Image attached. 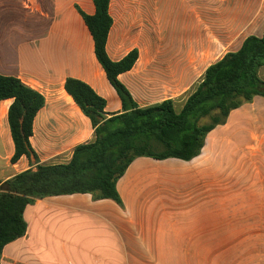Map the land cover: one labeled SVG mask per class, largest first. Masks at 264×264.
Listing matches in <instances>:
<instances>
[{"label": "crops", "instance_id": "obj_1", "mask_svg": "<svg viewBox=\"0 0 264 264\" xmlns=\"http://www.w3.org/2000/svg\"><path fill=\"white\" fill-rule=\"evenodd\" d=\"M157 1L110 0L107 53L120 61L138 49L134 67L119 79L140 107L171 99L179 113L206 69L248 36H261L264 25H253L227 44L216 33L209 44L206 38L185 42L170 34L166 39L159 35ZM80 10L94 15L96 7L92 0H0V74L21 79L46 98L31 138L41 164L67 163L77 145L94 138L90 119L64 88L67 78L85 82L105 99L108 116L122 112ZM216 53L218 60L192 84V54L203 59ZM259 76L264 81V66ZM11 103L0 101L2 183L36 165L25 156L11 162ZM36 140L39 147L45 140L74 144L52 153L59 162H48ZM117 190L121 205L91 194L36 199L24 212L26 234L5 246L1 264H35L38 253L52 245L78 259L95 251L119 252L124 264H264V97L232 110L192 160L134 159ZM181 251L197 252L198 260L176 262L174 253Z\"/></svg>", "mask_w": 264, "mask_h": 264}, {"label": "trees", "instance_id": "obj_2", "mask_svg": "<svg viewBox=\"0 0 264 264\" xmlns=\"http://www.w3.org/2000/svg\"><path fill=\"white\" fill-rule=\"evenodd\" d=\"M92 1L95 14L81 10L80 14L93 37L96 58L121 99L122 112L108 116L105 99L85 82L67 78L64 88L90 119L94 138L77 145L67 163L41 164L31 138L46 98L21 79L0 74V101H12L7 114L15 148L11 162L25 156L36 164L0 181V259L6 245L26 234L24 212L36 199L91 194L96 200L111 199L121 205L117 182L134 159L192 160L201 153L207 134L224 124L232 110L256 96L264 97V81L259 76L264 66L263 31L261 36H248L238 50L211 64L181 112H176L171 99L140 107L119 79L134 67L139 51L132 50L120 61L110 59V0ZM204 119L208 120L205 124Z\"/></svg>", "mask_w": 264, "mask_h": 264}, {"label": "rangeland", "instance_id": "obj_3", "mask_svg": "<svg viewBox=\"0 0 264 264\" xmlns=\"http://www.w3.org/2000/svg\"><path fill=\"white\" fill-rule=\"evenodd\" d=\"M159 10V35L169 39L182 38L185 42H191L195 38L214 40L215 33L223 40L224 44L235 37L241 38L251 31L253 25H264V0H158ZM204 26V32L195 23ZM244 33V34H242ZM26 36V35H23ZM21 38V37H20ZM223 51V50H222ZM221 51V52H222ZM191 67L195 73L192 76V84L199 80L201 72L209 64L218 60L220 53L209 55L207 58H196L192 54ZM196 56V57H195ZM171 77H158L160 80H169ZM6 119V117H4ZM42 142V141H41ZM55 143L57 146H53ZM74 142L45 140L39 147L35 146L42 155L48 158V162H59L60 158L52 156V153L70 147ZM62 154V156H64ZM61 157V156H60ZM68 255V256H67ZM119 252H92L89 257L78 259L75 252L68 254L63 252L61 245L44 247L35 259V264H124ZM173 259L176 262L186 260L197 261L198 253L175 252Z\"/></svg>", "mask_w": 264, "mask_h": 264}]
</instances>
